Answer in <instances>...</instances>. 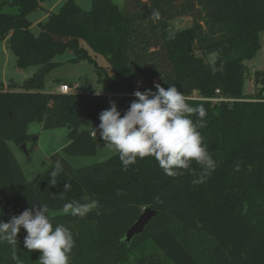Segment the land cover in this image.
<instances>
[{
    "label": "trees",
    "instance_id": "trees-1",
    "mask_svg": "<svg viewBox=\"0 0 264 264\" xmlns=\"http://www.w3.org/2000/svg\"><path fill=\"white\" fill-rule=\"evenodd\" d=\"M46 0H0V41L16 57V66L38 70L22 83L0 81V213L3 222L35 204L60 210L73 200L99 201L81 218L56 214L54 226L71 229L75 247L70 264H264V70L255 72L257 92H245L247 61L261 48L264 0H92L84 9L77 0H64L38 22L35 34L29 15ZM13 11H3L4 5ZM158 9L161 19H150ZM192 22L176 28L172 21ZM175 32L168 39L167 29ZM85 42L89 48L83 45ZM103 55L112 74L91 54ZM71 50L72 60L93 63L104 92H88L87 81L69 93L44 91L45 74ZM211 53L224 71L212 74ZM57 83L72 82L57 79ZM175 84L193 106L207 109L208 151L217 162L203 183L191 163L183 175L164 174L154 157L137 158L127 171L115 152L105 160L74 167L69 156L95 155L100 145L101 111L115 101L121 115L137 99L134 92L156 91ZM196 94V95H194ZM195 120L196 117H193ZM67 127L69 143L50 155V165L27 181L9 141L18 145L37 140L28 126ZM94 121L97 127L84 124ZM92 133L95 136H92ZM59 161L58 183L50 174ZM239 165V169H237ZM70 184L67 192L65 185ZM87 198V201L85 200ZM156 215L126 240V232L144 211ZM21 227L16 246L0 241V264H39V250L24 246Z\"/></svg>",
    "mask_w": 264,
    "mask_h": 264
},
{
    "label": "clouds",
    "instance_id": "clouds-1",
    "mask_svg": "<svg viewBox=\"0 0 264 264\" xmlns=\"http://www.w3.org/2000/svg\"><path fill=\"white\" fill-rule=\"evenodd\" d=\"M150 19L159 21L160 11L153 9ZM167 33L168 39L175 37L171 27ZM216 60V54L211 53L209 63L213 75L217 71H224L223 62L218 69ZM155 89L135 91L137 99L131 102L124 115H121L116 102L112 101L109 108L101 111L97 131L105 145L119 154L124 171L135 164L137 158L151 156L165 175L177 177L190 171L191 163L195 162L201 166L202 174L193 183H203L217 167V162L208 151L206 137L200 131L206 127L207 109L203 103L196 106L189 103L188 96L181 93L175 84L166 89L156 83ZM62 171V165L57 161L50 174L51 185L58 183L57 176ZM69 188L70 184H66L64 192ZM98 206L97 200L83 203L73 200L64 204L62 214L83 218ZM55 215L48 205L34 203L21 214L13 215L8 222L0 221V241L12 247V258L16 259L18 234L23 227L28 233L24 246L29 251H40L39 264H70L75 238L71 229L64 224L54 226Z\"/></svg>",
    "mask_w": 264,
    "mask_h": 264
},
{
    "label": "rangeland",
    "instance_id": "rangeland-1",
    "mask_svg": "<svg viewBox=\"0 0 264 264\" xmlns=\"http://www.w3.org/2000/svg\"><path fill=\"white\" fill-rule=\"evenodd\" d=\"M84 9H90L92 0H77ZM119 5H122L124 0H114ZM64 0H46L42 2V7L33 11L29 18L32 21L31 29L35 34L40 31L38 22L44 20L49 11H56L62 5ZM3 11H13L14 8L8 4L2 7ZM192 22L188 16L181 17L172 21L173 25L180 29L190 25ZM261 48L258 53L246 63L249 67V73L246 80L245 92L255 94L258 85L255 82V72L264 70V33H261ZM86 48L88 45L83 42ZM90 50V49H89ZM98 64L106 69L109 74H112L113 68L107 59L101 54H94ZM74 54L71 50H67L55 57L59 64L45 74L44 91H58L60 84L56 82L57 79H67L72 82V90H76V85L83 80L87 81V91L94 93L104 92L102 84L98 81V74L93 63L87 60L74 61L72 60ZM38 65L26 67L24 69L16 66V57L14 53L6 46L4 41H0V81L9 86L11 80L18 83L33 75L38 70ZM196 95V94H194ZM84 127H97L94 121H87ZM30 133H37L39 138L37 140H28L25 142V149L14 141H9V146L14 152L19 164L21 165L24 176L27 181H31L33 177L44 171L50 165V155L55 152L64 154L63 148L69 143L67 127H58L52 129H44L39 121H33L28 126ZM106 144V143H105ZM105 144L100 145L98 152L95 155L83 156H69V162L74 167L99 162L107 159L115 153L114 148H110ZM56 214L62 213V209L53 210ZM0 221H3L0 213ZM170 264V263H169Z\"/></svg>",
    "mask_w": 264,
    "mask_h": 264
},
{
    "label": "water",
    "instance_id": "water-1",
    "mask_svg": "<svg viewBox=\"0 0 264 264\" xmlns=\"http://www.w3.org/2000/svg\"><path fill=\"white\" fill-rule=\"evenodd\" d=\"M95 141L101 144L106 143L101 136L96 137ZM21 147L25 149V143L21 144ZM155 215L156 211L154 209L150 207L145 208L132 226L127 230L126 240L129 241L135 234L140 233Z\"/></svg>",
    "mask_w": 264,
    "mask_h": 264
},
{
    "label": "built area",
    "instance_id": "built-area-1",
    "mask_svg": "<svg viewBox=\"0 0 264 264\" xmlns=\"http://www.w3.org/2000/svg\"><path fill=\"white\" fill-rule=\"evenodd\" d=\"M75 87L77 88V85ZM58 91L61 93H69L72 92L73 90H72V86H70L69 83L63 82L60 84ZM92 136H95V134L92 133Z\"/></svg>",
    "mask_w": 264,
    "mask_h": 264
},
{
    "label": "crops",
    "instance_id": "crops-1",
    "mask_svg": "<svg viewBox=\"0 0 264 264\" xmlns=\"http://www.w3.org/2000/svg\"><path fill=\"white\" fill-rule=\"evenodd\" d=\"M77 2H78V1H77ZM49 13H50V11L46 14L47 17H48V15H49ZM47 17H46V18H47ZM46 18H45V19H46ZM45 19H44V20H45ZM40 21H43V20H40ZM40 21H39V22H40ZM4 42H5V41H4ZM5 43H6V42H5ZM6 46H7V43H6Z\"/></svg>",
    "mask_w": 264,
    "mask_h": 264
}]
</instances>
